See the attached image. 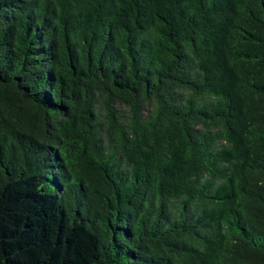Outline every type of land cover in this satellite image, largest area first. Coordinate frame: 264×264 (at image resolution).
<instances>
[{
    "label": "trees",
    "instance_id": "1",
    "mask_svg": "<svg viewBox=\"0 0 264 264\" xmlns=\"http://www.w3.org/2000/svg\"><path fill=\"white\" fill-rule=\"evenodd\" d=\"M0 264H264V0H0Z\"/></svg>",
    "mask_w": 264,
    "mask_h": 264
}]
</instances>
